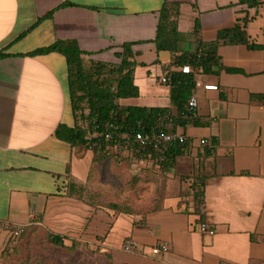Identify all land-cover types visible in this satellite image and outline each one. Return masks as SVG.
I'll return each instance as SVG.
<instances>
[{"label": "crops", "instance_id": "crops-1", "mask_svg": "<svg viewBox=\"0 0 264 264\" xmlns=\"http://www.w3.org/2000/svg\"><path fill=\"white\" fill-rule=\"evenodd\" d=\"M256 1L0 0V52L6 53L0 58V260L10 246L8 224L43 225L88 242L110 264H264V0ZM165 2L179 4L176 51L159 50L156 42ZM235 28L247 41L234 32L220 38L222 30ZM64 39L77 41L85 61L105 65L121 63L129 43L139 96L119 102L174 114L170 72L181 69L176 56L216 52L220 65L195 74L201 124L178 128L190 146L166 171L177 190L185 187L184 175L205 176L200 211L193 196L179 191L143 216L95 209L79 198L73 185L89 187L96 163L92 149L55 134L60 124L75 122L66 58L27 54ZM199 223L213 232L200 231ZM128 237L146 253L123 251ZM163 242L167 252L150 254Z\"/></svg>", "mask_w": 264, "mask_h": 264}, {"label": "trees", "instance_id": "trees-1", "mask_svg": "<svg viewBox=\"0 0 264 264\" xmlns=\"http://www.w3.org/2000/svg\"><path fill=\"white\" fill-rule=\"evenodd\" d=\"M257 2L256 0H249L251 4ZM178 15V3L165 2L161 7L156 36L159 50H177L180 33L175 17ZM198 26L197 22V30ZM232 32L238 36V41H247L242 31L236 28L222 30L220 38L226 39ZM24 34L25 32L22 35ZM250 46L261 47V45L255 44H250ZM123 47L124 50L120 53L122 60L118 65H105L95 62L87 64L83 58L85 52L79 47L77 41L71 39L57 40L50 45L38 47L27 53L34 56L59 52L65 56L68 67V92L75 122L73 126L60 124L56 128L55 134L59 139L73 146L92 149L95 165L101 166V169L111 158L119 157L108 155L99 150L109 143L104 136L109 130L117 128L122 133L141 131L146 135H151L156 132H176L178 128H184L188 124L200 125L201 122L195 116L196 110L188 109V100L196 87L195 74L199 69L205 73L213 72L214 67L220 65L219 57L213 50H197L176 56L175 64L177 66L182 68L189 65L191 67L190 72H183L181 69L170 72L171 100L176 107V114L167 107L124 105L119 100L139 96V88L134 83L135 63L130 59L133 55L130 44H124ZM5 55L6 53L0 52V58ZM226 70L238 71L237 68L229 67ZM113 74H116V77H112ZM189 146V139L184 142L162 145L161 149L150 146L142 147L133 143L132 155L126 156V158L152 163L162 172H166L176 163L177 158L187 151ZM208 152H210V148H207ZM188 176L193 178L191 179V190L194 206L196 211H200L205 202V176L202 174ZM73 186V190L79 191V198L83 200L82 197L87 192V187L77 184ZM108 208L117 210L119 207L118 205H110ZM124 213H130V211H124ZM37 227L38 225L23 227L18 237L11 235L10 239L18 240L21 235H25V233L27 235ZM48 237L51 242L59 245H63V241L66 239L65 236L56 234L51 230L48 232ZM72 241L71 246L79 240L74 239ZM10 248V250L6 249L2 256L12 252L14 246Z\"/></svg>", "mask_w": 264, "mask_h": 264}, {"label": "rangeland", "instance_id": "rangeland-1", "mask_svg": "<svg viewBox=\"0 0 264 264\" xmlns=\"http://www.w3.org/2000/svg\"><path fill=\"white\" fill-rule=\"evenodd\" d=\"M86 63H90L88 59ZM112 155L119 157L111 158L103 169L95 165L91 184L82 197L93 208L118 205L117 212L130 211V214L143 216L159 208L169 194L179 191L187 199L192 196V180H188L187 174L181 180L184 189L177 190L173 186V178L151 163ZM49 230L38 225L18 240L10 239L8 244L14 249L1 257L0 264H110L109 258L93 249L88 242L77 241L71 246L73 241L66 236L63 245L51 242Z\"/></svg>", "mask_w": 264, "mask_h": 264}, {"label": "built area", "instance_id": "built-area-1", "mask_svg": "<svg viewBox=\"0 0 264 264\" xmlns=\"http://www.w3.org/2000/svg\"><path fill=\"white\" fill-rule=\"evenodd\" d=\"M183 72H190L191 67L185 65L181 68ZM162 81H168V77H163ZM207 89H218L217 85H207ZM198 107V100L195 95H192L188 100V109L196 110ZM105 139L109 142L105 147H101L99 150L105 152L108 155L119 154L121 156H130L133 152V143H136L142 147H153L161 149L162 145L171 144L173 142H184L187 136L181 132H170V133H153L146 135L141 131H134L133 133H122L117 128L109 130L105 133ZM201 144H205L206 140L202 139ZM6 229L11 232L13 237H18L21 234V227H11L8 224L5 225ZM198 229L202 232H213V228L206 223H199ZM122 250L128 253H146L144 245L139 243L136 239L128 237L124 239L122 243ZM169 250V244L167 242L159 243L154 247L150 248V254L156 255L161 252H167Z\"/></svg>", "mask_w": 264, "mask_h": 264}]
</instances>
